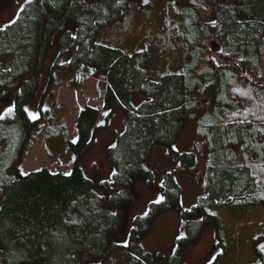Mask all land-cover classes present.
I'll return each instance as SVG.
<instances>
[{
  "label": "trees",
  "instance_id": "1",
  "mask_svg": "<svg viewBox=\"0 0 264 264\" xmlns=\"http://www.w3.org/2000/svg\"><path fill=\"white\" fill-rule=\"evenodd\" d=\"M133 1H26L15 18L0 27V91L15 104L13 113L0 119V184L5 185L0 264H33L38 256L42 264H93L119 247L111 242V233L121 226L122 212L110 211L80 165L94 142L98 108L87 105L80 110L77 139H67L76 155L71 175L47 167L22 174L29 147L39 135L49 133L45 127L50 118L42 110L41 117L33 119L27 103L40 86L57 32L62 35L54 66L91 69L93 77L108 82L103 108L109 116L126 111L127 126L112 144L116 147L107 150L113 179L101 182L113 205L133 200L129 187L134 179L148 177L152 182L145 161L155 145L177 154L172 145L189 113L200 116L202 133L208 134L212 148L209 190L194 209L264 205V0H170L169 15L181 19L191 60L185 72L168 71L157 79L147 51L130 53L97 43L105 28L126 18ZM174 3L180 12L174 11ZM71 21L75 32L68 29ZM69 53L71 60L61 63ZM87 80L72 79L71 86ZM137 93L147 99L134 105ZM180 156L188 165L196 162L193 153ZM115 186L124 189L117 192ZM160 188L164 199L151 202L148 214L136 218L137 226L123 246L125 264L154 263L152 253L141 246L140 234L150 230L157 214L181 204V187L172 172ZM207 218L208 212L203 219L185 220L170 264H188L182 249L201 240ZM257 252L262 261L256 264H264V253Z\"/></svg>",
  "mask_w": 264,
  "mask_h": 264
},
{
  "label": "rangeland",
  "instance_id": "2",
  "mask_svg": "<svg viewBox=\"0 0 264 264\" xmlns=\"http://www.w3.org/2000/svg\"><path fill=\"white\" fill-rule=\"evenodd\" d=\"M27 0H0V27L12 21L19 9ZM170 0H134L131 12L121 21L103 30L97 37V43L121 48L126 52H144L150 55V66L153 78L157 79L164 72H185L191 56L185 48L186 39L181 19L169 15ZM175 12H180V5L174 3ZM203 16L204 11H199ZM169 15V16H168ZM68 29L75 32L76 23L69 22ZM62 33L57 32L52 39L47 54L41 83L36 95L27 103L30 113L41 117L42 110L50 118V124L45 127L48 134L38 136L29 147L22 165V173H28L43 167L53 172L67 173L75 163L76 155L67 144V139L76 138V119L80 109L89 104L98 105L100 117L94 135V142L83 154L80 165L86 177L94 180L95 189L106 198L110 211H121L123 221L121 226L112 231L111 242L119 247L111 250L105 258H97L93 264H125L124 248L131 237L137 217H145L151 202L161 201L163 197L161 186L166 175L174 174L181 187V204L157 214L147 232L140 234L143 250L152 253L153 264H170L178 237L183 236L185 220L207 218L204 227V247L195 249V242L182 253L188 264H256L262 261L257 249L264 246V205L254 206H215L194 209L202 196L209 190L208 165L212 156L209 136L202 133L200 116L193 117L190 113L181 134L173 143V154L168 146L155 145L145 165L152 173V182L148 177L136 178L129 187L132 201L122 206H115L110 201V195L101 187L102 181H112V169L107 154L119 134L127 126V115L124 110H117L109 116V112L98 102L105 93L101 79L87 80L85 85L71 86L72 79L82 76L89 77L91 69L82 70L79 66H63L56 68V57L59 52V39ZM71 53L61 60L67 63ZM53 78V83L50 80ZM103 78V77H102ZM46 85V86H45ZM49 85V89L47 91ZM1 92V91H0ZM8 95L0 97V119L6 116L5 110L11 106ZM147 97L142 93L133 96L132 102L138 105ZM11 102V103H10ZM107 113V115H106ZM51 117H53L51 119ZM51 128V129H50ZM48 129V130H47ZM6 132V131H5ZM46 135V136H45ZM15 136V134H14ZM195 154L196 162L188 165L181 154ZM115 186V191L123 190ZM5 193V185L0 184V206ZM191 209V211H188ZM215 213V215H213ZM212 245L214 255L209 262L203 260L210 254ZM33 264H42L40 256Z\"/></svg>",
  "mask_w": 264,
  "mask_h": 264
},
{
  "label": "snow or ice",
  "instance_id": "3",
  "mask_svg": "<svg viewBox=\"0 0 264 264\" xmlns=\"http://www.w3.org/2000/svg\"><path fill=\"white\" fill-rule=\"evenodd\" d=\"M27 2H28L29 4H32V3L34 2V0H27ZM40 2L43 3V0H40ZM144 2L147 3V0H144ZM192 2L195 3V0H192ZM212 23H213V25H214V24H215V21H212ZM245 75H247V74L245 73ZM0 83H3V82L0 81ZM5 95H7V93L0 92V97H3V96H5ZM10 103H11V102H10ZM14 110H15V104H14V103H11V106H9V107L6 108V110H5V114H6V115H10V114L13 113ZM106 115H107V113H106ZM30 116H31L33 119L36 118V114H34V113H30ZM112 147H116V145H112ZM22 174H23V175H28L27 173H22ZM114 174H115V173H114ZM65 175H71V173H70V172H67V173H65ZM163 199H164V197H160V200H163ZM157 202H159V201H157ZM188 211H191V209H188ZM112 215H116V213H112ZM213 215H215V213H213ZM71 223H78V221L72 220ZM178 238H183V237H178ZM126 246H127V245H125V247H126ZM261 251L264 252V246L261 247ZM45 254H46V251H45V250H42V251L39 253V255H41V256H43V255H45ZM72 259H75V257H73ZM136 259H139V257H136Z\"/></svg>",
  "mask_w": 264,
  "mask_h": 264
},
{
  "label": "crops",
  "instance_id": "4",
  "mask_svg": "<svg viewBox=\"0 0 264 264\" xmlns=\"http://www.w3.org/2000/svg\"><path fill=\"white\" fill-rule=\"evenodd\" d=\"M91 79V80H94V79H101L102 81H103V83H104V89H105V92H106V90H107V87H108V82H107V80L105 79V78H102V77H100V78H95V77H93L92 75H91V72H90V76L88 77V79ZM102 98V101H99L98 103L100 104V105H103V97H104V95L103 96H101ZM87 105H91V106H94V107H98V105H95V104H89V103H87L86 105H84L80 110H82L85 106H87ZM107 110V109H106ZM80 112V111H79ZM79 112H78V114H79ZM108 112V111H107ZM77 118H78V115H77ZM76 123H77V119H76ZM75 128H77V124H76V126H75ZM76 131H77V129H76ZM77 133H76V138L74 139V141H76V139H77ZM110 163V162H109ZM110 165H111V163H110ZM111 167H112V165H111ZM113 169V168H112ZM204 235V234H203ZM204 241H205V239H204V236H202L201 237V243L200 244H198V245H195V249L197 248V250H201V249H203L204 247H206L205 245H203L204 244ZM209 255L203 260V262H209V260H211L212 258H213V255H214V250L212 249V245L209 247Z\"/></svg>",
  "mask_w": 264,
  "mask_h": 264
},
{
  "label": "flooded vegetation",
  "instance_id": "5",
  "mask_svg": "<svg viewBox=\"0 0 264 264\" xmlns=\"http://www.w3.org/2000/svg\"><path fill=\"white\" fill-rule=\"evenodd\" d=\"M46 86V85H45Z\"/></svg>",
  "mask_w": 264,
  "mask_h": 264
},
{
  "label": "water",
  "instance_id": "6",
  "mask_svg": "<svg viewBox=\"0 0 264 264\" xmlns=\"http://www.w3.org/2000/svg\"><path fill=\"white\" fill-rule=\"evenodd\" d=\"M217 49V48H216Z\"/></svg>",
  "mask_w": 264,
  "mask_h": 264
}]
</instances>
